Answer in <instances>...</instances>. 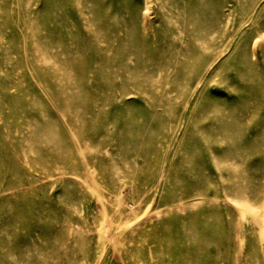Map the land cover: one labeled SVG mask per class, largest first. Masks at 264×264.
<instances>
[{
  "label": "rangeland",
  "instance_id": "1",
  "mask_svg": "<svg viewBox=\"0 0 264 264\" xmlns=\"http://www.w3.org/2000/svg\"><path fill=\"white\" fill-rule=\"evenodd\" d=\"M0 264H264V0H0Z\"/></svg>",
  "mask_w": 264,
  "mask_h": 264
}]
</instances>
